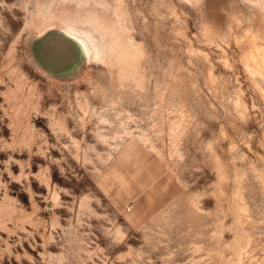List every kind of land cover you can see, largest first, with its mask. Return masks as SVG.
Returning a JSON list of instances; mask_svg holds the SVG:
<instances>
[{
  "label": "rangeland",
  "instance_id": "rangeland-1",
  "mask_svg": "<svg viewBox=\"0 0 264 264\" xmlns=\"http://www.w3.org/2000/svg\"><path fill=\"white\" fill-rule=\"evenodd\" d=\"M0 264H264V0H0Z\"/></svg>",
  "mask_w": 264,
  "mask_h": 264
}]
</instances>
